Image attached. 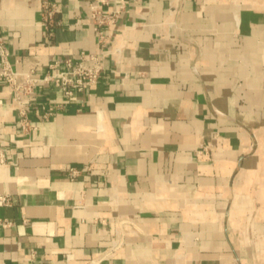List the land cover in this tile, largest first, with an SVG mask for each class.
I'll list each match as a JSON object with an SVG mask.
<instances>
[{
    "label": "crops",
    "instance_id": "1",
    "mask_svg": "<svg viewBox=\"0 0 264 264\" xmlns=\"http://www.w3.org/2000/svg\"><path fill=\"white\" fill-rule=\"evenodd\" d=\"M45 1L0 0L12 66L105 68L27 131L0 76V264H264V0H124L104 42L96 0Z\"/></svg>",
    "mask_w": 264,
    "mask_h": 264
},
{
    "label": "built area",
    "instance_id": "2",
    "mask_svg": "<svg viewBox=\"0 0 264 264\" xmlns=\"http://www.w3.org/2000/svg\"><path fill=\"white\" fill-rule=\"evenodd\" d=\"M112 0H96L89 4L90 17L94 28L100 35V41H105L104 28L117 22L126 7L124 0L112 7ZM61 0H47L43 4L42 16L45 24L57 23L55 14L59 11ZM0 76L12 90L19 104L20 124L23 130L31 129L32 123L27 104L36 98L39 88L44 84H53L59 87L68 96L82 92L89 85L96 84L104 71L103 55L98 53L87 54L82 52L81 57H66L63 60L50 64L52 70L44 75L37 74L35 69L28 71L16 70L9 59L5 41L1 36L0 24ZM54 108L48 107L45 117H50ZM6 163L5 152L0 148V164ZM72 174L77 169H72ZM9 195L0 193V205L10 204ZM11 220L0 216V227H6ZM86 264H100L99 259H90Z\"/></svg>",
    "mask_w": 264,
    "mask_h": 264
}]
</instances>
